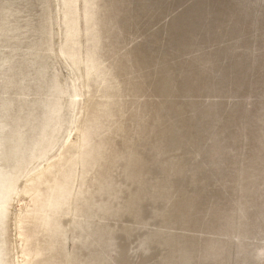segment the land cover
<instances>
[{
  "label": "rangeland",
  "instance_id": "1",
  "mask_svg": "<svg viewBox=\"0 0 264 264\" xmlns=\"http://www.w3.org/2000/svg\"><path fill=\"white\" fill-rule=\"evenodd\" d=\"M0 173V264H264V0H0Z\"/></svg>",
  "mask_w": 264,
  "mask_h": 264
},
{
  "label": "bare ground",
  "instance_id": "2",
  "mask_svg": "<svg viewBox=\"0 0 264 264\" xmlns=\"http://www.w3.org/2000/svg\"><path fill=\"white\" fill-rule=\"evenodd\" d=\"M47 1V0H46ZM47 4H48V8H49V3L47 2ZM58 85V84H57ZM9 145V144H8ZM97 146L99 147V148H101V143H99V144H97ZM10 147V146H9ZM13 147V146H12ZM11 148V147H10ZM9 149V148H8ZM4 156V155H3ZM2 156V157H3ZM6 156V155H5ZM20 156V155H19ZM105 156H104V154H102L101 152L100 153H98V152H92V151H90V152H86V153H83V156H81V161H82V163L83 162H85L86 163V165H88V166H90V165H93V164H96L98 161H100L101 160V158L103 159ZM2 160V159H1ZM11 160H12V158H11ZM10 160V161H11ZM16 160V159H15ZM14 160V161H15ZM4 162V161H3ZM16 162V161H15ZM10 163V162H9ZM8 163V164H9ZM15 165V164H14ZM5 166V165H4ZM11 166V165H10ZM15 167H16V165H15ZM5 169V168H4ZM13 169H14V167H13ZM9 170V169H8ZM16 170V169H15ZM6 172V171H5ZM12 172V171H11ZM10 172V173H11ZM1 174V176L3 175L2 173H0ZM8 175V171H7V173H5V175ZM12 174H13V172H12ZM13 176H15V175H13ZM10 177V176H9ZM9 177H7V179L9 178ZM16 177H18V176H16ZM20 177V176H19ZM65 177H67V176H65ZM64 177V181H60V182H58L55 186L57 187V189L59 190V191H54V193L55 192H58V195H60V194H62V193H66L67 192V188H68V180L66 179ZM2 178H3V176H2ZM12 178V176L9 178V179H11ZM15 178V177H14ZM104 177H97V178H95V183L96 184H98V183H100L101 181H102V179H103ZM4 180H6L5 178H4ZM2 182H3V180H1ZM7 181V180H6ZM6 181H4V182H6ZM10 181V180H9ZM3 182V183H4ZM7 183H8V181H7ZM6 183V184H7ZM13 184V183H12ZM11 184V185H12ZM5 186V185H4ZM17 186V185H16ZM2 187V186H1ZM5 189V188H4ZM11 189V188H10ZM3 190V189H2ZM14 190V189H13ZM4 191H6V190H4ZM11 192V191H10ZM53 193V192H52ZM83 193H85L84 191H83V189H79L78 191H77V194H76V197H77V200H79V202H78V205H80V203H82L83 201H87L89 198H88V196L90 195H84ZM2 195V194H1ZM8 198V197H7ZM55 201H57V200H54V204L52 205L53 207H56V209H57V211H58V208L60 207V205L61 206H63V203H61V202H59V201H57V202H55ZM4 206V205H3ZM6 209V208H5ZM4 210V209H3ZM5 211V210H4ZM2 213V212H1ZM0 213V214H1ZM3 215V214H2ZM1 216V215H0ZM1 219H4L3 217L1 218ZM0 219V220H1ZM2 222H5V220L4 221H2ZM57 224V223H56ZM55 224V225H56ZM45 225V224H44Z\"/></svg>",
  "mask_w": 264,
  "mask_h": 264
}]
</instances>
